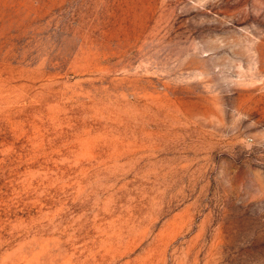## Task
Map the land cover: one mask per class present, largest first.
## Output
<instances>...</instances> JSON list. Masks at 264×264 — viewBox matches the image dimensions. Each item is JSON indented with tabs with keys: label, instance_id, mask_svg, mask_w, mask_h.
Returning <instances> with one entry per match:
<instances>
[{
	"label": "rangeland",
	"instance_id": "1",
	"mask_svg": "<svg viewBox=\"0 0 264 264\" xmlns=\"http://www.w3.org/2000/svg\"><path fill=\"white\" fill-rule=\"evenodd\" d=\"M0 264H264V0H0Z\"/></svg>",
	"mask_w": 264,
	"mask_h": 264
}]
</instances>
